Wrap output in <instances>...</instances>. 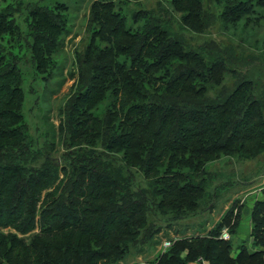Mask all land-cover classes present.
<instances>
[{
    "label": "trees",
    "instance_id": "1",
    "mask_svg": "<svg viewBox=\"0 0 264 264\" xmlns=\"http://www.w3.org/2000/svg\"><path fill=\"white\" fill-rule=\"evenodd\" d=\"M14 2L0 10V165H5L0 166V260L4 264H125L135 252L147 254L145 246L157 243L153 236L161 226L157 220L148 222L149 209L171 215L168 224L197 214L209 183L206 168L198 161L192 167L185 164L193 155L210 159L226 151L242 161H254L264 151V111L247 93L252 82L241 81L233 91L223 87L217 99L209 94L226 73L236 72L232 65L243 60L238 54L243 47L211 38L215 27L222 23L229 30L239 27L245 17L250 21L251 8L255 3L264 6V0H94L85 35L75 50L77 73L71 75L76 78L75 89L61 110L58 137L70 149L64 154L70 157L69 165L53 154L59 148L55 141L32 150L38 142L25 119L22 71L30 63L36 76L46 83L53 80V87L66 82V77L57 79L64 76L58 59L72 29L71 5L31 1L24 18L23 2ZM202 37L211 39L198 45ZM24 47L29 50L22 52ZM56 136L54 132L53 139ZM199 140L202 148L193 150ZM256 140L255 147L248 146ZM187 152L191 155L185 158ZM32 158L43 163L29 171L26 163ZM164 163L173 171L175 165L185 166L177 168L173 182L170 176L163 178L175 190L151 194L134 190L135 170L150 175ZM185 173L189 180L180 187ZM198 174L205 178L197 180ZM50 187L54 189L49 191ZM46 189L38 213L36 206ZM233 214L231 210L206 236L174 241L144 264L263 260L264 252L250 253L244 241L236 245L237 221L229 229L232 240L219 238L229 226L227 219L240 217ZM38 216L45 217L46 225L40 235L30 237V244L17 234L4 233L14 227L27 234ZM253 217L251 237L255 245L264 244V198L256 203Z\"/></svg>",
    "mask_w": 264,
    "mask_h": 264
},
{
    "label": "rangeland",
    "instance_id": "2",
    "mask_svg": "<svg viewBox=\"0 0 264 264\" xmlns=\"http://www.w3.org/2000/svg\"><path fill=\"white\" fill-rule=\"evenodd\" d=\"M31 1L36 2V0H21L23 2V9L20 12L22 17L27 16V11L25 10ZM94 0H46L48 4H55L57 2L71 5L72 23L70 25L71 32L69 36L65 39L64 49L60 53L58 62L63 67L64 76L57 79L66 77V82L62 84L59 88L53 87V80L46 83L44 79H41L39 76H36L35 71H33V66L29 64L25 65L22 74H23V90L25 92V101L24 108L26 112L25 119H27L32 130V139L38 142V145H31L32 150L34 147L35 152L40 149V146H44L48 141H55L58 144V151L54 152L55 156H60L64 164H70V157L64 156L65 153H69L70 149L67 146H63L62 142L60 143L58 137V130L63 119V114L61 110L64 108L66 103L69 101L71 95L73 94V88L76 78H73L71 75L77 73V66L74 59L75 50L78 47V43L82 40L85 35V28L87 24L89 9ZM122 1V0H117ZM8 4H15L14 0H0V10ZM255 6L251 8L252 12L248 16V20L245 17L242 19L239 27L230 28L229 30L224 27V24L218 23L213 31V39H216L219 43L228 44V46H237L240 45L243 47V51L239 50L240 59L235 64L232 65V69L236 70L235 73L228 72L223 77L222 81L219 83V86L213 91H210V96L212 99H217V96L220 94L223 87L229 88L230 91H233L237 85L244 80L252 82V87H247V93L251 94L252 97L258 99V104L260 109L264 111V6ZM130 18V17H129ZM133 21L130 19L129 24H132ZM211 38H200L198 45L204 44V41ZM206 39V40H205ZM29 50L27 47H24L22 52H27ZM39 77V78H38ZM73 89V90H72ZM110 104V99L106 100L102 105V108H106ZM264 115V112H263ZM264 123V117L262 118ZM49 130V134L46 131ZM261 131L263 129H260ZM57 134L55 139H53L54 132ZM47 134V135H46ZM65 135L61 136V138ZM203 137V139L207 138ZM57 138V139H56ZM258 142L248 143V146L255 147ZM203 141L195 143V148L193 150H198L202 148ZM237 148V145L232 146ZM44 148V147H43ZM33 150V151H34ZM191 150V149H189ZM235 151V150H234ZM121 154V153H118ZM183 154L179 153L178 156ZM191 155V152L185 153L184 157L188 158ZM195 161H198L201 165V168L205 167L207 175L205 178L209 185L205 189V194L201 198H205L200 202V209L197 211V214L186 217L185 219L179 220L178 222H172L168 224L169 217L171 215H164L162 212H159L158 208L149 209L148 211V222L157 220V225L160 227V232L157 236H153L156 239V245L145 246L147 254L139 255L135 252V255L130 256L125 264L132 263L133 260H137L138 257L154 258L157 255V250L160 251L164 245V241L168 238H185V237H196V236H206L211 230L220 224L227 216L231 210L234 211L233 218L238 213L240 217L238 219H227L228 228L231 230V227L234 226L235 221L238 222L237 232L238 234L234 236V241L236 243H242L247 250L251 252L262 251L264 252V244L255 245L254 239L251 237L252 232L254 231V217L253 212L249 214L245 208L242 207V200L247 202L246 197L236 196L238 192H244L248 188H251L253 185L252 181H256L257 186L264 184V151L259 154V157L254 161H242L239 158V155L236 153L223 151L216 155V157H208L193 155V159L185 164L188 167L195 165ZM43 163V160H38L32 158L28 163H26V168L31 171ZM4 168V163L0 165ZM178 167H185L182 163L180 166L175 165L174 171L168 170L167 164H158L155 166V173L150 175L145 173H140L136 171V181L134 184L135 191H144L151 194L156 192V190L161 191L163 189L175 190L174 187L168 186V176L170 181L173 182V177L175 172L178 170ZM183 169V168H182ZM190 170V169H189ZM201 171V170H200ZM199 171V173H200ZM167 172H169L167 174ZM181 172V171H180ZM33 174V173H31ZM157 174V175H156ZM182 174V173H180ZM187 173L179 179L178 184L180 187L183 184L188 182ZM63 177V174L60 173V178ZM167 178V179H163ZM204 179L201 175L198 174L197 180ZM163 179V180H161ZM203 181V180H202ZM59 182V181H58ZM55 184V186L58 184ZM204 183V181H203ZM51 188V187H50ZM54 189L51 188L44 190L43 198L38 202L36 208L38 213L41 212L43 207L42 203L45 201V194ZM196 192V191H194ZM216 193V194H214ZM234 196L232 197V195ZM212 195H217L213 196ZM158 197L165 198L167 201H172L173 197L170 195H161L158 194ZM232 197V198H231ZM162 199V198H161ZM149 208V206H148ZM157 211V212H156ZM246 215L251 216V228L249 231L244 232V217ZM161 217H163L161 219ZM45 217L42 219L39 216L36 218V222L33 225V228L28 231L27 234H22L15 230L14 227L4 229V233H13L17 234L19 238L26 240L27 244L31 243L30 237L34 235H40L42 233L43 227L46 225L44 223ZM156 225V226H157ZM241 226V228H239ZM226 227V226H225ZM224 227V228H225ZM240 229V231H238ZM243 233V234H242ZM144 233L141 238L146 236ZM152 237V238H153ZM44 244V241H40ZM48 246V244H46ZM157 246V247H156ZM160 247V250L159 248ZM172 247V246H171ZM170 247V248H171ZM137 248H141L140 245ZM143 248V247H142ZM235 248H237L235 246ZM169 248L163 249L162 253L166 252ZM233 255V254H232ZM234 256V255H233ZM264 260V256L262 258ZM263 260L257 261L255 264H263ZM4 264V260H0ZM30 261L27 263L29 264Z\"/></svg>",
    "mask_w": 264,
    "mask_h": 264
},
{
    "label": "crops",
    "instance_id": "3",
    "mask_svg": "<svg viewBox=\"0 0 264 264\" xmlns=\"http://www.w3.org/2000/svg\"><path fill=\"white\" fill-rule=\"evenodd\" d=\"M251 184L253 185L251 188H248L244 192H238V193L235 194L238 197L241 196V198L242 197H246L247 202H244L242 200V207L243 208L246 207L245 209L247 210V212L249 214H252V212H253V210L255 208L256 203L259 200H262L264 198V195L262 193L264 191V184L263 185L260 184V185L257 186L256 181H252ZM233 196H234V194L232 195V197ZM250 224H251V216L250 215L249 216L246 215L244 217V232H247V231L250 230V228H251ZM239 228H241V226ZM238 231H240V229H238ZM233 240H234V237H233ZM237 244L238 243H236V245ZM158 248L160 250V247H158ZM161 253H162V248H161L160 251L157 250V255H155L154 258H146V257L141 256V257H138L137 260H133L132 263H129V264H144L147 261H151V260L153 261ZM190 264H207V262H205V261L204 262L203 261L202 262L194 261V262H192Z\"/></svg>",
    "mask_w": 264,
    "mask_h": 264
},
{
    "label": "built area",
    "instance_id": "4",
    "mask_svg": "<svg viewBox=\"0 0 264 264\" xmlns=\"http://www.w3.org/2000/svg\"><path fill=\"white\" fill-rule=\"evenodd\" d=\"M219 238L221 240H225V241L232 240V234L230 233V230L228 227H225L222 229ZM179 239H182V238H175L174 237V238H170L168 240H165L164 245L162 246V251H163V249L170 248L173 245L174 241H177Z\"/></svg>",
    "mask_w": 264,
    "mask_h": 264
}]
</instances>
